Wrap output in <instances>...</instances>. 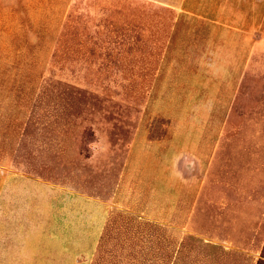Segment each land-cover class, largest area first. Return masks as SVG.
Wrapping results in <instances>:
<instances>
[{"label": "rangeland", "instance_id": "374dc122", "mask_svg": "<svg viewBox=\"0 0 264 264\" xmlns=\"http://www.w3.org/2000/svg\"><path fill=\"white\" fill-rule=\"evenodd\" d=\"M264 261V0H0V264Z\"/></svg>", "mask_w": 264, "mask_h": 264}, {"label": "trees", "instance_id": "16d2710c", "mask_svg": "<svg viewBox=\"0 0 264 264\" xmlns=\"http://www.w3.org/2000/svg\"><path fill=\"white\" fill-rule=\"evenodd\" d=\"M259 264H264V261H261Z\"/></svg>", "mask_w": 264, "mask_h": 264}]
</instances>
